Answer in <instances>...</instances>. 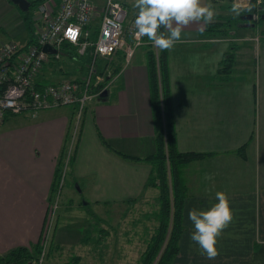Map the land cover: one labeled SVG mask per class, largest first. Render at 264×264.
<instances>
[{"label":"crops","instance_id":"0c3cea01","mask_svg":"<svg viewBox=\"0 0 264 264\" xmlns=\"http://www.w3.org/2000/svg\"><path fill=\"white\" fill-rule=\"evenodd\" d=\"M12 10L8 24L0 25L7 38L23 44L33 31L26 30L24 19L30 12H18L8 0H0V16ZM200 27H185L181 42L166 54L176 148L205 153L190 161L184 177V229L171 264H264V39L258 33L232 37L234 62L248 50L253 53V81L242 74L215 83L207 78L229 41L203 37ZM7 41L11 40L0 44ZM120 59L114 73H108L114 64L107 71L98 70L100 82L107 81L84 105L70 166L77 194L94 206L130 204L124 200L146 198L150 192L143 188L149 165L113 151L141 156L152 149L141 46L127 62ZM99 61L101 65L104 59ZM50 109L8 114V124L0 129V254L16 246L29 248L40 236L56 159L67 141L73 112L69 105ZM242 144L240 156L234 149ZM206 175L212 179L205 180ZM217 191L227 194L233 219L217 238L218 255L209 260L190 239L194 229L188 212L216 203Z\"/></svg>","mask_w":264,"mask_h":264},{"label":"trees","instance_id":"16d2710c","mask_svg":"<svg viewBox=\"0 0 264 264\" xmlns=\"http://www.w3.org/2000/svg\"><path fill=\"white\" fill-rule=\"evenodd\" d=\"M27 1L29 2V5L27 10L23 12L24 14L27 13L28 9L32 5L35 7L43 0ZM117 1L126 7L132 15L136 13V10L132 7L133 0ZM208 2L209 0H206V3ZM210 2L215 10V0H210ZM248 15H251V18H247ZM28 17L29 19L26 16L24 19L26 20V30L30 31L32 30L33 26L30 15ZM203 27L204 31H199V33L201 36L208 39H223L232 37L238 38L244 34H247L246 36H254L257 33L262 35L261 38L264 39V0H248V3L245 6H242L238 13L229 15L227 14L224 17L219 16L218 18H214L212 23ZM96 28L97 16L83 24L82 31H86V35L81 34L78 38V41H92L95 38ZM246 30H248V32H246ZM160 31L163 32V28H161ZM141 39L143 44L140 46L144 55L148 103L152 126V149L149 153H145L141 156L130 155L118 150L113 151L120 158L132 161L140 160L144 163H147L149 165V170L145 176L143 188L151 187L156 191V210L153 209L151 213L154 216L156 224L152 234L149 236V239L146 242L144 249L141 251L138 257V264H171L173 257L178 251L177 242L179 234L184 229L182 224V203L187 194L184 183V166L188 161L200 158L205 153L197 151H179L176 148L166 61L167 50H160L156 48L152 42L148 40L147 36H144ZM32 41L33 31L30 34L27 42L23 44H28ZM14 42L17 43L16 41ZM61 42L60 50L63 55L65 54V56L56 58L53 55H49L47 56V60L40 65L36 75V80L42 84L53 82V80H48L46 78V72L44 71L47 65L52 64L51 60L53 59H63L76 62L78 64V75L75 77L79 78L80 76H84L87 72V63L92 56L90 52L91 46H87L82 54H78L76 52L77 44L67 41ZM24 47L25 46L22 45L20 48H18V51L22 50ZM235 49L236 47L234 42L229 41L227 50L223 52L222 57L215 65L214 74L207 78L209 81L221 83L230 80V77L232 76ZM115 54H117V52ZM112 58L102 59L105 61L108 60V62H110ZM118 60L119 58L116 56V63ZM105 61H103L100 65V61L98 59L96 68L94 69L93 67L89 85L92 92L99 88L102 89L101 87L105 85L107 81L106 79H103L102 82H100V80L94 82V75H98L99 68H106V71L109 69ZM121 61L123 62V58L120 59V63ZM47 62L49 63L47 64ZM116 63L114 64L113 70L108 72L109 74L114 73L119 68L120 64ZM8 114L9 113L3 115L0 124ZM81 118L82 115L80 117V121ZM69 123L71 126V120ZM78 129L79 126L77 130ZM98 137L100 142L105 144L99 135ZM75 143L68 157L66 171L68 175L70 173ZM65 144L61 148L56 159L54 175L51 182V190L54 186V180L57 176V172L60 169ZM242 146L243 144L234 149V152L239 153L240 156L243 155ZM132 200L127 199L124 201L131 202ZM29 247L30 249L25 246H16L1 253L0 264H25L27 261L29 262L33 258L31 253H37L39 251V244L36 242L31 244Z\"/></svg>","mask_w":264,"mask_h":264},{"label":"built area","instance_id":"2783aa9c","mask_svg":"<svg viewBox=\"0 0 264 264\" xmlns=\"http://www.w3.org/2000/svg\"><path fill=\"white\" fill-rule=\"evenodd\" d=\"M130 11L117 0H43L30 11L33 26V41L22 44L14 41L0 44V121L4 114H19L26 110H45L58 106H71V126L64 147L60 169L54 180L48 216L56 210L63 178L67 170L68 157L76 142L75 130L79 126L86 101L97 96L102 89L90 90V77L99 58H112L117 52L127 62L135 48L142 45L136 36L134 19ZM97 16L95 38L92 41H78L83 24ZM61 41L77 44L76 52L82 54L91 46V59L84 76L60 79L46 84L36 80L40 65L47 56H65L60 50ZM49 45L54 52L47 54L41 49ZM98 58V59H96ZM94 75V82L99 80ZM49 220H46L48 224ZM46 224V225H47ZM48 226V225H47ZM45 231L39 236L37 257L25 264H40L46 243Z\"/></svg>","mask_w":264,"mask_h":264},{"label":"rangeland","instance_id":"374dc122","mask_svg":"<svg viewBox=\"0 0 264 264\" xmlns=\"http://www.w3.org/2000/svg\"><path fill=\"white\" fill-rule=\"evenodd\" d=\"M237 2L242 7L248 3V0H215L214 18L235 14L232 7ZM33 6L28 9L29 12ZM12 12L15 11L12 10L0 16V23L3 24L6 21L8 24V18ZM27 18L29 19L28 15ZM257 36L259 37V33ZM7 37L0 25V42L9 39L19 43L18 40ZM17 37L20 38V36ZM222 40L232 41V38ZM248 51L247 55L238 57L237 63H233L232 75L237 77L244 74L253 81L251 79L254 66L253 53ZM116 56L122 58L117 53L110 62L104 60L108 68H112L111 65L116 63ZM133 56L134 64H138V56ZM51 61L52 64L47 65L44 70L48 80L69 79L78 75L76 62L63 59ZM63 108L67 109V107ZM49 110L51 109L41 111L48 113ZM1 124L0 129H3L8 124V119L3 120ZM77 134L78 130H75L76 139ZM189 165L190 161L184 166V176ZM70 181L69 175L65 172L56 210L51 218L48 216V201L46 203L39 233L42 236L47 231L45 250L40 264H138V257L156 224L151 214L153 209L156 210L155 189L148 187L150 192L146 193V198L141 195L133 199L130 204L119 202L103 205L99 203L94 206L85 204L84 199L88 200L87 197L77 194L75 188L77 185ZM46 220H49L48 224ZM31 254L34 259L38 252Z\"/></svg>","mask_w":264,"mask_h":264},{"label":"clouds","instance_id":"9594fccd","mask_svg":"<svg viewBox=\"0 0 264 264\" xmlns=\"http://www.w3.org/2000/svg\"><path fill=\"white\" fill-rule=\"evenodd\" d=\"M132 7L136 10L133 22L136 36H147L160 50H170L181 42L182 30L190 24L201 25L199 30L204 31L203 26L212 23L216 15L210 0L208 3L203 0H133ZM240 9L239 2L233 4L234 13ZM161 28L166 32H161ZM204 179L211 180L212 177L206 175ZM215 200L217 202L206 210L193 208L188 212L194 229L190 239L199 246L200 254L209 260L218 255L217 238L233 219L227 194L217 191Z\"/></svg>","mask_w":264,"mask_h":264},{"label":"water","instance_id":"95a60500","mask_svg":"<svg viewBox=\"0 0 264 264\" xmlns=\"http://www.w3.org/2000/svg\"><path fill=\"white\" fill-rule=\"evenodd\" d=\"M8 1L13 5H15L17 9L22 12L26 11L29 5V2L27 0H8ZM247 18H251V15H248ZM41 49L43 50V52L47 54L54 52V50L47 44H43Z\"/></svg>","mask_w":264,"mask_h":264}]
</instances>
